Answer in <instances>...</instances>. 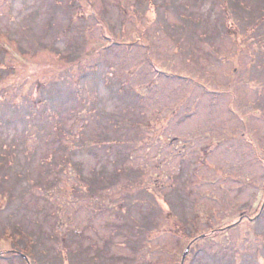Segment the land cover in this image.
<instances>
[{"label":"rangeland","instance_id":"374dc122","mask_svg":"<svg viewBox=\"0 0 264 264\" xmlns=\"http://www.w3.org/2000/svg\"><path fill=\"white\" fill-rule=\"evenodd\" d=\"M262 15L0 0V264H264Z\"/></svg>","mask_w":264,"mask_h":264},{"label":"water","instance_id":"95a60500","mask_svg":"<svg viewBox=\"0 0 264 264\" xmlns=\"http://www.w3.org/2000/svg\"><path fill=\"white\" fill-rule=\"evenodd\" d=\"M188 248H189V246H187L186 250L183 252L182 259H181V263L180 264L183 263V260H184V257H185V254H186V251L188 250Z\"/></svg>","mask_w":264,"mask_h":264},{"label":"flooded vegetation","instance_id":"af4514ba","mask_svg":"<svg viewBox=\"0 0 264 264\" xmlns=\"http://www.w3.org/2000/svg\"><path fill=\"white\" fill-rule=\"evenodd\" d=\"M244 125H245V122H244ZM241 134H243V135H244V134H245V131H242V132H241Z\"/></svg>","mask_w":264,"mask_h":264},{"label":"trees","instance_id":"16d2710c","mask_svg":"<svg viewBox=\"0 0 264 264\" xmlns=\"http://www.w3.org/2000/svg\"><path fill=\"white\" fill-rule=\"evenodd\" d=\"M262 17H264V15H262Z\"/></svg>","mask_w":264,"mask_h":264}]
</instances>
